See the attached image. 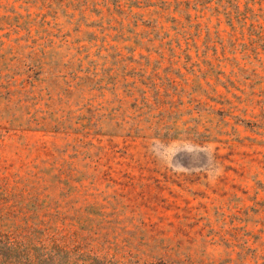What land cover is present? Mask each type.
<instances>
[{
    "label": "rangeland",
    "instance_id": "rangeland-1",
    "mask_svg": "<svg viewBox=\"0 0 264 264\" xmlns=\"http://www.w3.org/2000/svg\"><path fill=\"white\" fill-rule=\"evenodd\" d=\"M0 264H264V0H0Z\"/></svg>",
    "mask_w": 264,
    "mask_h": 264
},
{
    "label": "trees",
    "instance_id": "trees-1",
    "mask_svg": "<svg viewBox=\"0 0 264 264\" xmlns=\"http://www.w3.org/2000/svg\"><path fill=\"white\" fill-rule=\"evenodd\" d=\"M256 17H258L257 15H255ZM254 34H257V35H261L259 32H256V31H252ZM55 241V240H54ZM83 247H85L84 245H82L81 243H78V244H76V246H74V248L73 249H81V248H83ZM66 247H65V243H61V250L63 249H65ZM87 253H89L90 254V252H87ZM89 254H87V256H89ZM90 257V256H89Z\"/></svg>",
    "mask_w": 264,
    "mask_h": 264
}]
</instances>
